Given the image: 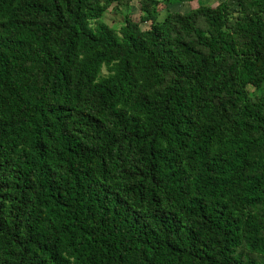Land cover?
Segmentation results:
<instances>
[{
	"label": "trees",
	"instance_id": "trees-1",
	"mask_svg": "<svg viewBox=\"0 0 264 264\" xmlns=\"http://www.w3.org/2000/svg\"><path fill=\"white\" fill-rule=\"evenodd\" d=\"M132 1L0 0V264H264V0Z\"/></svg>",
	"mask_w": 264,
	"mask_h": 264
},
{
	"label": "rangeland",
	"instance_id": "rangeland-1",
	"mask_svg": "<svg viewBox=\"0 0 264 264\" xmlns=\"http://www.w3.org/2000/svg\"><path fill=\"white\" fill-rule=\"evenodd\" d=\"M207 3L216 5L222 0H205ZM236 0H229L230 3H235ZM199 4V0H183L178 4L170 6L169 10H188L190 7L197 6ZM166 9H163L160 18H162L166 14ZM130 16L133 20H137L140 22L142 28H147L150 26V22L141 21V9H140V1L133 0L130 3L117 4L113 3L109 9L104 13L101 20L108 25L119 29L125 20V16Z\"/></svg>",
	"mask_w": 264,
	"mask_h": 264
}]
</instances>
